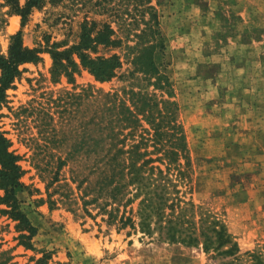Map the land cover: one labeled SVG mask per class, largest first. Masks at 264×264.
Instances as JSON below:
<instances>
[{"label": "rangeland", "instance_id": "374dc122", "mask_svg": "<svg viewBox=\"0 0 264 264\" xmlns=\"http://www.w3.org/2000/svg\"><path fill=\"white\" fill-rule=\"evenodd\" d=\"M148 3L158 22L153 35L137 29L142 16L149 17L142 0H44L23 25L0 0L1 53L18 29L24 45L44 49L37 62L20 64L0 108V129L23 169L20 208L36 229L27 239L30 245L22 244L15 221L0 212V264H220L200 244L159 241L128 227L116 230L83 209L70 169L79 179L91 178L98 124L106 133L107 126L117 125L111 114L124 111L119 103L141 108V94L150 105L137 114L138 121L124 123L118 137L152 148L158 111L169 113L172 104L164 100L174 101L190 160L180 193L223 222L242 252L264 253V0ZM84 21L94 25L91 34L110 23L111 37L120 43H99L89 53L115 52L121 66L104 81L81 67L70 80L53 78L46 49L75 44ZM150 38L164 45L167 82L161 79L159 85L133 70L131 62L135 47ZM60 160L67 163L60 167ZM87 208L95 213L92 205ZM243 257L238 263L245 264Z\"/></svg>", "mask_w": 264, "mask_h": 264}, {"label": "trees", "instance_id": "16d2710c", "mask_svg": "<svg viewBox=\"0 0 264 264\" xmlns=\"http://www.w3.org/2000/svg\"><path fill=\"white\" fill-rule=\"evenodd\" d=\"M142 1L149 17L145 19L142 16L143 26L137 29L151 30L153 35L158 30L154 7L148 3L149 0ZM43 2L44 0H24L23 3L19 0H5L9 11L20 16V25L24 24L30 10L40 7ZM93 27L94 25L88 26L84 21L75 44L60 50L55 47L46 49L52 59L50 73L53 78L64 75L70 80L80 67L98 81L108 80L115 75L121 66L119 54L112 52L109 55H91L89 50L95 51L99 43L117 45L120 40L111 37L114 29L108 22H104L101 28L96 29L98 31L91 34L88 30H93ZM142 34L135 35L141 37ZM155 39L150 38L145 40L147 43L137 45L131 62L133 70L154 77L159 85L161 79L167 82V76L162 72L166 63L164 45L161 40ZM42 50L44 49L37 46L24 45L21 29L10 35L7 53L0 51V108L6 98V89L21 72L20 64L37 62ZM132 93L138 96L141 91ZM139 100L142 106L139 108L133 102L134 110L119 103L124 111L120 113L117 109L111 114L117 125L107 126L106 133L102 132L101 123L98 124L100 138L91 148L94 153L89 167L91 178L79 179L77 170L70 169V180L75 183L74 188L80 193L84 211L93 218L100 216L106 225H113L116 230L128 227L142 235L154 234L159 241L193 246L200 244L208 257L216 260L218 258L220 264H241L238 261L242 256H245V264L264 263V253L261 250L242 252L223 222L214 216L212 218L180 193L178 184L183 182L186 185L189 179L190 160L185 136L180 125L176 123L174 101L164 100L165 104H172L169 113L158 111L160 119L152 126L150 133V138L153 139L152 148L148 149V145L139 140L127 144L123 137H118L121 128L125 127L124 123L127 125V121H138L137 114L144 111V106L150 105L144 94L139 96ZM106 108H109V104H105ZM168 115L169 117H165ZM164 118L167 126L163 129L165 124L160 121ZM164 135H167L168 142L163 140ZM10 145V139L0 129V203L5 206L0 208V212L15 221L20 242L28 244L27 239L34 235L36 229L20 208L17 191L24 187L20 180L23 169L18 162L20 156L10 149ZM66 163V160H60V167ZM65 184L73 191L67 181ZM87 205L93 206L94 214ZM0 253L3 254L2 251Z\"/></svg>", "mask_w": 264, "mask_h": 264}]
</instances>
